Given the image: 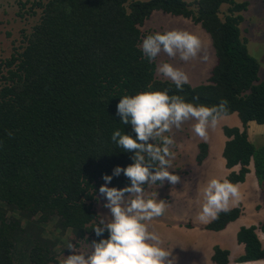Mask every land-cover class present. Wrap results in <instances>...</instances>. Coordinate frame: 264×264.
I'll return each instance as SVG.
<instances>
[{
    "label": "trees",
    "instance_id": "1",
    "mask_svg": "<svg viewBox=\"0 0 264 264\" xmlns=\"http://www.w3.org/2000/svg\"><path fill=\"white\" fill-rule=\"evenodd\" d=\"M20 3V18L31 24L21 29L20 43L0 55V264H19L16 252L28 264L54 262L62 237L45 228L53 217L55 229L69 230L76 247L108 237L93 229L103 176L133 163V153L111 136L119 129L135 138L131 124L121 122L117 104L124 95L149 90V84L194 104L227 100L224 115L236 113L241 126L221 127L225 178L235 185L244 181L252 163L264 202V145L253 143L247 130L251 121L264 123V80L239 27L246 1L196 0L194 7L185 0ZM222 4L229 6L223 17ZM156 10L189 18L208 33L216 61L206 82L178 90L170 79L156 76V61L141 51L143 39L152 34L142 26ZM207 154L208 144L199 142L196 161ZM130 183L121 173L107 186ZM241 211L239 205L221 212L203 228L221 230ZM257 229L264 232V220L238 229L244 253L237 262L264 259ZM211 260L230 264L229 251L215 245Z\"/></svg>",
    "mask_w": 264,
    "mask_h": 264
},
{
    "label": "clouds",
    "instance_id": "2",
    "mask_svg": "<svg viewBox=\"0 0 264 264\" xmlns=\"http://www.w3.org/2000/svg\"><path fill=\"white\" fill-rule=\"evenodd\" d=\"M141 51L150 62L155 61L161 52L184 62L198 56L203 61L208 60L200 37L187 30L173 29L149 34L142 41ZM202 52L203 55H200ZM157 72L170 79L178 90L189 83L187 73L167 61L157 65ZM147 88L149 90L135 95L122 96L117 104L121 122L131 124L135 138L119 129L111 136L120 148L133 153V163L123 168L116 166L112 175L103 176L106 183L100 186L99 193L106 198L103 206L110 210L111 215L101 217L93 229L98 237H103L105 231L109 235L92 241L90 252L78 251L74 244L69 243L67 248L72 250V254L60 264H173L169 259L171 252L163 247L160 235L150 231L146 223L163 215L166 204L164 200L146 199L142 185L157 182L163 185L165 181L175 185L179 182L180 177L169 171L175 155L171 150L175 141L166 133L171 132L173 127L181 129L185 121L192 120L195 121L193 132L207 141L208 130L216 128L227 112L228 102L221 100L213 106L194 104L180 95H169L166 89L151 90V84ZM121 173L131 183L124 188L108 187L107 182ZM198 195V219L207 222L217 219L221 212L230 211V202L239 200L240 191L228 179L214 176L207 180Z\"/></svg>",
    "mask_w": 264,
    "mask_h": 264
},
{
    "label": "rangeland",
    "instance_id": "3",
    "mask_svg": "<svg viewBox=\"0 0 264 264\" xmlns=\"http://www.w3.org/2000/svg\"><path fill=\"white\" fill-rule=\"evenodd\" d=\"M32 1V0H0V55L4 57L8 55L12 46H16L20 43L22 38L21 29H27L30 26V22L22 20L19 16L20 10V2ZM190 3L192 7H194V3L196 0H185ZM236 1H246L247 7L245 10L241 12L243 16V20L239 24L241 35L246 40L248 51L259 63V79L264 80V64L262 62V56L264 55V0H236ZM29 5V4H28ZM228 4H222L219 9L220 16L223 17L224 13H227ZM187 30L189 32L195 33L200 37L204 51L207 52L208 60L203 61L200 56L195 59H192L188 62L181 61L178 57L171 58L168 57L164 52H161L155 59L156 61V76L158 78H166L162 74H158L157 65L161 62L167 61L173 64L175 67H179L183 69L188 77L189 84L192 86L199 85L203 82H206V79L209 75L210 68L214 65L216 61L214 49L211 44L210 37L208 33H206L203 28L194 23L191 19L185 18L182 16H173L162 11H154L150 18L144 23L142 26V30L145 34L155 33V32H165L168 30ZM203 55V52L200 54ZM232 121L235 120V124H237V120L239 119L237 114L233 113ZM195 121L189 120L185 121L181 125V129H176L173 127L172 131L166 133V135L171 136L175 144L172 146L171 150L175 153L174 157L171 159V168L169 171L180 177L179 182L175 185L171 184V191H173L172 197H176L182 199L183 194H177V191L184 190L186 188L196 187L197 183H199L202 187L206 183L202 184L200 180L207 175L212 174L214 169H217L219 172V168H221V172L225 170L222 165V156L216 154L213 150L209 156H206L205 159L198 163L196 161V155L198 152V143L202 140L200 137L196 136V134L192 130V125ZM223 123H226L224 119H220L218 125L215 129L208 130V136L211 137L212 144L222 145L226 140L224 138L221 127ZM235 126V125H234ZM213 130H219L220 137H215L213 134ZM248 136L249 139L255 143L256 145H264V125L257 124L255 122L248 125ZM205 142V141H204ZM237 169V167H235ZM203 173H206L203 175ZM208 175V176H209ZM207 177V176H206ZM205 177V178H206ZM195 181L196 184H195ZM164 183H168L165 181ZM163 183V185H164ZM160 185L159 182L156 184H146L142 186L144 188L145 198H153V194H155L158 190H153V187L163 186ZM165 186V185H164ZM190 194L192 197L194 195V189H191ZM159 196L156 195L153 199L164 200L166 204V209L163 213L164 217L167 220H173L175 217L174 212L170 208V206L174 204L173 201H169L165 195L164 191H159ZM168 201V202H167ZM106 198L102 197L100 193L97 194V200L94 204L95 210L98 213V217L100 220L101 217H110V210L105 208L103 205L106 203ZM170 206H169V205ZM16 216L18 214L14 213ZM162 215L159 217H155L152 221L146 222L149 225L150 231H155L159 233L160 219ZM184 223L186 220H183ZM181 223V221H179ZM189 224V223H188ZM56 225V217H53L50 221L45 224V228L47 231H54L56 236H61L62 241L59 243L58 247L55 250V261L50 264H60V262L66 258V256L72 254V250L68 249L67 246L69 243H72L69 230L65 231L63 234H60V231L55 229ZM78 251L90 252L91 247L89 244L83 243L81 246L76 247ZM18 259L19 264H28L26 260L22 259L20 253L16 252V257Z\"/></svg>",
    "mask_w": 264,
    "mask_h": 264
},
{
    "label": "crops",
    "instance_id": "4",
    "mask_svg": "<svg viewBox=\"0 0 264 264\" xmlns=\"http://www.w3.org/2000/svg\"><path fill=\"white\" fill-rule=\"evenodd\" d=\"M235 114V113H234ZM232 114L223 115L221 119H224L226 123L223 125L228 126H241V122L238 119L237 124L233 123ZM253 123V121L249 122V124ZM261 124V126H263ZM221 130V129H220ZM213 134L215 137H220L219 130H213ZM225 138V136H224ZM213 141V140H212ZM211 137L208 136L207 141L208 144V154L214 150L216 154L222 156V150L224 146V142L222 145L212 144ZM223 159V157H222ZM222 165L225 168L224 159L222 160ZM250 171L246 174L244 181L237 183L236 185L240 191V198L238 201L230 202V209L233 207L241 206V214L234 221L229 222L225 228L221 230H208L203 228L207 222L200 221L198 219V213L200 210V205L197 203L199 199V191L202 186L195 181L196 187L186 188L184 190L177 191V194H183L182 199L172 197L173 191H171V184L164 183L161 187H153V190H158L155 194H153V198L156 195H160L159 191H164L166 193V197L169 198V201H173L174 209L172 206L170 208L175 214L173 220H163L164 215H162L160 219L159 226V235L163 240V247L171 252L169 259L173 261V264H215L211 260V255L213 252V247L215 245L226 249L229 251V261L230 264H264V259L257 260H249L237 262L236 258L244 253V245L237 241V231L241 226H250V225H258L261 221L264 220V202L261 197L260 189L257 184L256 177L253 172L252 163L249 165ZM221 172V168H219ZM217 169H214L212 174L207 173V177L204 176L200 182L202 184L204 181L207 182L211 177L225 178L228 173V169L225 168L223 173H220ZM206 173H203L205 175ZM209 175V176H208ZM206 177V178H205ZM194 189V195L192 197L190 194V190ZM152 198V196H151ZM168 202V201H167ZM183 220H186L184 223ZM181 221V223L179 222ZM191 226L188 227L187 224ZM256 233L262 243L264 245V232L260 229L256 230Z\"/></svg>",
    "mask_w": 264,
    "mask_h": 264
}]
</instances>
